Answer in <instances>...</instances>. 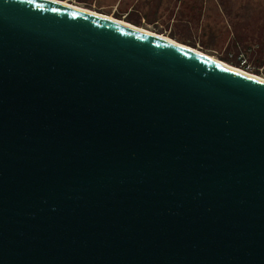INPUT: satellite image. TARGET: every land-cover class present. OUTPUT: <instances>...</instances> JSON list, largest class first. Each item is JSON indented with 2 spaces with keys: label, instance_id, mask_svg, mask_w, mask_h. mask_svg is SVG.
<instances>
[{
  "label": "water",
  "instance_id": "95a60500",
  "mask_svg": "<svg viewBox=\"0 0 264 264\" xmlns=\"http://www.w3.org/2000/svg\"><path fill=\"white\" fill-rule=\"evenodd\" d=\"M0 264H264V81L0 0Z\"/></svg>",
  "mask_w": 264,
  "mask_h": 264
},
{
  "label": "rangeland",
  "instance_id": "374dc122",
  "mask_svg": "<svg viewBox=\"0 0 264 264\" xmlns=\"http://www.w3.org/2000/svg\"><path fill=\"white\" fill-rule=\"evenodd\" d=\"M172 39L254 76L264 77V0H60Z\"/></svg>",
  "mask_w": 264,
  "mask_h": 264
},
{
  "label": "bare ground",
  "instance_id": "6f19581e",
  "mask_svg": "<svg viewBox=\"0 0 264 264\" xmlns=\"http://www.w3.org/2000/svg\"><path fill=\"white\" fill-rule=\"evenodd\" d=\"M62 4H66V5H68V6H70V7H72V8H76V9H78V10H82V11H85V12H89V13H91V14H95V15H98V16H103V17H105V18H107V19H110V20H113V21H115V22H117V23H120V24H124L125 26H128V27H131V28H134V29H136V30H139V31H142V32H147V33H149V34H154V33H151V32H149V31H146V30H144V29H142V28H138V27H136V26H134V25H132V24H130V23H126V22H124V21H120V20H117V19H114V18H112V17H109V16H107V15H102V14H99V13H95V12H90V11H88L87 9H83V8H80V7H78V6H75V5H72V4H70V3H68V2H65V1H60ZM154 35H156V34H154ZM157 36H159L160 38H163V39H165V40H168V41H170V42H176V41H173L172 39L170 40V39H168V38H166V37H163V36H160V35H157ZM181 44V43H180ZM184 46H186V45H184ZM186 47H188V46H186ZM188 48H190V47H188ZM190 49H192V50H194L193 48H190ZM195 52H198V53H201V52H199V51H197V50H194ZM204 54V53H203ZM211 58H213V57H211ZM213 59H215V58H213ZM216 60V59H215ZM219 61V60H218ZM221 63H223V62H221ZM224 64V63H223ZM225 65H227V64H225ZM229 66V65H228ZM231 67V66H230ZM232 68H234V67H232ZM235 70H237V71H239V72H241V73H243V74H246V75H249V76H251V77H254V78H257V79H260V80H262V81H264V77H257V76H254V75H251V74H249V73H246V72H244V71H241V70H239V69H237V68H234Z\"/></svg>",
  "mask_w": 264,
  "mask_h": 264
},
{
  "label": "crops",
  "instance_id": "0c3cea01",
  "mask_svg": "<svg viewBox=\"0 0 264 264\" xmlns=\"http://www.w3.org/2000/svg\"><path fill=\"white\" fill-rule=\"evenodd\" d=\"M127 2V4L125 5V6H123L124 8H126V9H129L130 10V8H129V4L130 3H132L133 2V0H126ZM146 2H145V4H144V6L145 5H149V4H151L152 2H151V0H145ZM123 2H124V0H113V2L110 4V6H112V7H114V8H118V7H120L122 4H123ZM160 1L159 0H157V4L159 3Z\"/></svg>",
  "mask_w": 264,
  "mask_h": 264
}]
</instances>
